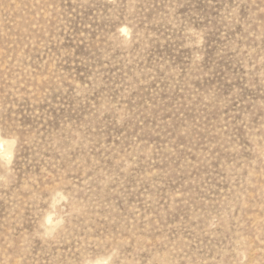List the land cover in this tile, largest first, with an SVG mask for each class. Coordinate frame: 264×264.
I'll return each mask as SVG.
<instances>
[{"label": "rangeland", "instance_id": "1", "mask_svg": "<svg viewBox=\"0 0 264 264\" xmlns=\"http://www.w3.org/2000/svg\"><path fill=\"white\" fill-rule=\"evenodd\" d=\"M0 137V264H264V0H0Z\"/></svg>", "mask_w": 264, "mask_h": 264}, {"label": "clouds", "instance_id": "2", "mask_svg": "<svg viewBox=\"0 0 264 264\" xmlns=\"http://www.w3.org/2000/svg\"><path fill=\"white\" fill-rule=\"evenodd\" d=\"M15 140L11 137H0V160L4 161L10 166L13 160V149ZM6 177H0V182H3ZM65 200L64 195L57 192L51 202L49 203V211L46 212L40 224V236L44 239H51L55 232L63 225L64 219L57 215V208H59ZM114 254H109L102 258L85 261V264H112Z\"/></svg>", "mask_w": 264, "mask_h": 264}]
</instances>
